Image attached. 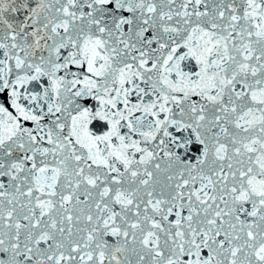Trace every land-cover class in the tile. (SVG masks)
<instances>
[{
    "label": "snow or ice",
    "instance_id": "1",
    "mask_svg": "<svg viewBox=\"0 0 264 264\" xmlns=\"http://www.w3.org/2000/svg\"><path fill=\"white\" fill-rule=\"evenodd\" d=\"M0 264H264V0H0Z\"/></svg>",
    "mask_w": 264,
    "mask_h": 264
}]
</instances>
